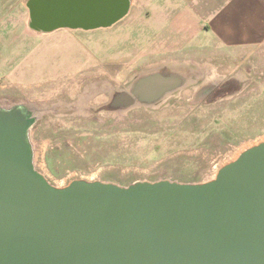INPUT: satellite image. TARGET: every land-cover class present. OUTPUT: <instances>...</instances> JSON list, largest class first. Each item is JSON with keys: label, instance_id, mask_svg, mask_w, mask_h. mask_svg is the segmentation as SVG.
<instances>
[{"label": "rangeland", "instance_id": "374dc122", "mask_svg": "<svg viewBox=\"0 0 264 264\" xmlns=\"http://www.w3.org/2000/svg\"><path fill=\"white\" fill-rule=\"evenodd\" d=\"M127 16L106 31L33 30L32 51L18 53L17 74L0 81V106L33 107L34 164L55 186L75 179L121 186L214 179L235 150L264 136V45L209 66L173 62L168 76L179 83L159 93L145 80L132 101L124 92L141 72L165 62L138 55L144 38ZM17 39L24 47V36ZM99 82L110 88L81 98Z\"/></svg>", "mask_w": 264, "mask_h": 264}, {"label": "water", "instance_id": "95a60500", "mask_svg": "<svg viewBox=\"0 0 264 264\" xmlns=\"http://www.w3.org/2000/svg\"><path fill=\"white\" fill-rule=\"evenodd\" d=\"M130 5L26 2L29 27L42 33L110 27ZM150 86L161 93L166 85ZM36 120L29 104L0 106V264H264V140L202 183L75 179L58 187L34 164Z\"/></svg>", "mask_w": 264, "mask_h": 264}, {"label": "crops", "instance_id": "0c3cea01", "mask_svg": "<svg viewBox=\"0 0 264 264\" xmlns=\"http://www.w3.org/2000/svg\"><path fill=\"white\" fill-rule=\"evenodd\" d=\"M26 2L0 0L2 82L4 77L17 74L18 53L33 49L34 31L29 27ZM130 3L126 19L129 23L136 21L137 36L144 38L138 55L148 61L156 58L164 65L183 61L190 66L202 63L209 66L220 56L264 45V0H130ZM65 30L68 29L44 35L59 36ZM19 36H24L19 41L24 47L18 49Z\"/></svg>", "mask_w": 264, "mask_h": 264}, {"label": "flooded vegetation", "instance_id": "af4514ba", "mask_svg": "<svg viewBox=\"0 0 264 264\" xmlns=\"http://www.w3.org/2000/svg\"><path fill=\"white\" fill-rule=\"evenodd\" d=\"M174 66L172 65H164L163 67H156V68H153V69H149L147 70V72H141V76L137 79V81L134 82L133 84V87L130 88V92H124V94L128 93L129 95L128 98H131L132 101H134L136 99V97L138 96L136 93H138L139 91L138 90H141V85L142 84H147V83H144V80H149L150 79V82L149 84L146 85L147 87V90H148V86H149V91L150 92H154L153 88L150 86V83L153 84V83H161V84H165V85H168V83L166 82L167 81H170L169 79H164V77L168 78L170 76H168L169 74L172 73V70H173ZM170 78H175L177 79L176 76H172ZM179 79V78H178ZM167 83V84H166ZM171 86V85H170ZM105 88L109 89L110 86L109 85H105ZM104 90V89H102ZM133 94H135V96H133ZM146 97V96H145Z\"/></svg>", "mask_w": 264, "mask_h": 264}, {"label": "bare ground", "instance_id": "6f19581e", "mask_svg": "<svg viewBox=\"0 0 264 264\" xmlns=\"http://www.w3.org/2000/svg\"><path fill=\"white\" fill-rule=\"evenodd\" d=\"M98 83H96V84H92L91 86H89L88 85V87L86 88V90L84 91V92H86L85 93V95H82L81 96V98L82 99H84V100H86L87 98H88V96H89V94L91 93V92H93V90L96 88V89H98L99 88V90H102V89H107V88H105V84L106 83H102V84H100V82H99V84L97 85ZM98 86V87H97ZM98 91V90H97ZM96 91V92H97ZM88 94V95H87ZM37 110V112H38V114H40V112L38 111L39 109H36ZM264 140V136L263 137H261L260 139H259V141H257V142H254L255 144L256 143H258V142H260V141H263ZM249 142V141H248ZM246 143V142H245ZM254 143H250V144H248V145H244L242 148H239L238 150H235L236 151V154H235V156L237 155V154H239L243 149H245V148H247V146L249 147V145L251 146V145H253ZM242 144V143H241ZM241 146V145H240ZM239 147V146H238ZM234 154V153H233ZM226 162H228V160L226 161ZM54 185V184H53ZM65 186V185H64ZM58 187H60V186H58Z\"/></svg>", "mask_w": 264, "mask_h": 264}]
</instances>
